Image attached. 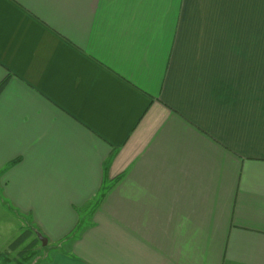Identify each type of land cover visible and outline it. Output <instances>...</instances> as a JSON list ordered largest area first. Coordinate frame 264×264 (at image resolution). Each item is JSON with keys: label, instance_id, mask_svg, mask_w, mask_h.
I'll use <instances>...</instances> for the list:
<instances>
[{"label": "crops", "instance_id": "obj_1", "mask_svg": "<svg viewBox=\"0 0 264 264\" xmlns=\"http://www.w3.org/2000/svg\"><path fill=\"white\" fill-rule=\"evenodd\" d=\"M1 82L35 264H264V0H0Z\"/></svg>", "mask_w": 264, "mask_h": 264}, {"label": "rangeland", "instance_id": "obj_2", "mask_svg": "<svg viewBox=\"0 0 264 264\" xmlns=\"http://www.w3.org/2000/svg\"><path fill=\"white\" fill-rule=\"evenodd\" d=\"M8 216L0 211V264H27L41 260L50 250V244L43 245L41 241L37 242L34 247H27L28 243L34 238H38L37 233L28 239L12 247L11 243L27 228L23 222H19L17 217L6 212ZM15 220V221H14ZM21 252V255H20Z\"/></svg>", "mask_w": 264, "mask_h": 264}, {"label": "trees", "instance_id": "obj_3", "mask_svg": "<svg viewBox=\"0 0 264 264\" xmlns=\"http://www.w3.org/2000/svg\"><path fill=\"white\" fill-rule=\"evenodd\" d=\"M4 82H1L0 83V89L1 87L3 86ZM33 233H35L32 228H27L25 229L12 243H11V246L12 247H16L17 245L21 244L22 242H24L25 240H28L32 235ZM40 240L38 238H34L33 240H31L27 247H34V245L39 242ZM20 255H21V252H20ZM36 262L33 260L30 262H28L27 264H35Z\"/></svg>", "mask_w": 264, "mask_h": 264}, {"label": "water", "instance_id": "obj_4", "mask_svg": "<svg viewBox=\"0 0 264 264\" xmlns=\"http://www.w3.org/2000/svg\"><path fill=\"white\" fill-rule=\"evenodd\" d=\"M37 236H38V239L41 241V243L43 244V245H46V243H47V238L45 237V236H43L41 233H37Z\"/></svg>", "mask_w": 264, "mask_h": 264}]
</instances>
